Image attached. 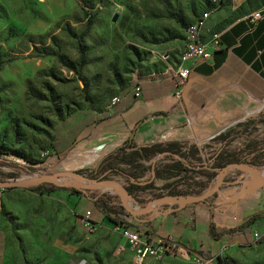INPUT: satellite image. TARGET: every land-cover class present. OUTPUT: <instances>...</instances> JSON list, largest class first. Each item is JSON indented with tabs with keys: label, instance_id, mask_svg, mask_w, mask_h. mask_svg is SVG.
<instances>
[{
	"label": "rangeland",
	"instance_id": "374dc122",
	"mask_svg": "<svg viewBox=\"0 0 264 264\" xmlns=\"http://www.w3.org/2000/svg\"><path fill=\"white\" fill-rule=\"evenodd\" d=\"M237 1L0 0V179L48 178L75 170L85 175V168H65L56 158L73 133L132 94L143 76L163 71L166 64L173 67L187 25L211 18L213 27H222L235 17L231 9ZM263 4L257 0L247 7ZM237 129L245 132L226 151L248 169L264 170V110ZM149 159L140 162L146 166ZM107 179L126 183L119 174ZM32 187L0 189V264H136L132 255L115 253L110 231L99 236L98 221L85 211L90 205L85 197L58 189L59 184ZM192 187L182 182L175 189ZM85 212L97 224L92 231L78 222ZM129 225L143 229L133 220ZM67 245L74 246L68 254ZM193 254L175 251L140 264H193ZM219 257L225 264H264V245L253 243L249 232L238 242L226 240Z\"/></svg>",
	"mask_w": 264,
	"mask_h": 264
},
{
	"label": "crops",
	"instance_id": "0c3cea01",
	"mask_svg": "<svg viewBox=\"0 0 264 264\" xmlns=\"http://www.w3.org/2000/svg\"><path fill=\"white\" fill-rule=\"evenodd\" d=\"M247 1L239 0L233 5L231 10L236 15L222 27L215 28L211 18L205 19L199 29L200 39L206 41L212 33H216L220 48L207 60L197 59L192 64L187 62L190 73L182 85L176 84L169 71L143 76L138 95L135 96L133 91L130 95H123L105 115L80 127L63 151L58 150L57 160L64 161L65 168L89 170L102 156L112 153L126 140L134 144L201 142L205 145L203 151L215 150L219 142L211 141L214 136L262 113L264 4L248 8ZM255 11L260 12V17L253 21L250 15ZM144 167L146 175L148 169ZM231 170L229 168L224 172L218 190L210 195V209L200 201L181 204L170 199L154 200L145 207L149 199L140 200L134 206V201L130 200L133 209L143 212L129 215L125 222L131 223L133 220L143 229L170 236L178 244L179 250L186 247L190 252L202 256L219 253L225 248L226 240L238 242L249 232H264V181L256 177L250 184L248 180L251 177L245 175L243 170L237 174ZM219 172L203 191L218 183ZM170 180L154 178L153 188L149 189L156 192ZM104 192L118 195L115 191ZM85 198L90 203L85 211H90L91 219L98 221V226L91 222L98 227L99 236L110 231L116 244L121 243L115 224L94 206L91 199ZM255 214L262 216L241 230L225 233L216 240L208 235L210 221L214 230L220 232L236 228ZM111 225L113 228L109 227ZM3 247L4 239L0 231V261L3 259ZM124 247L122 253L131 256L132 251L126 244ZM73 249V245L64 248L66 254Z\"/></svg>",
	"mask_w": 264,
	"mask_h": 264
},
{
	"label": "trees",
	"instance_id": "16d2710c",
	"mask_svg": "<svg viewBox=\"0 0 264 264\" xmlns=\"http://www.w3.org/2000/svg\"><path fill=\"white\" fill-rule=\"evenodd\" d=\"M257 0H249L248 3ZM176 18L174 15H172ZM91 23V17L88 15L86 25ZM80 62L83 63V49L78 47ZM262 113H258L255 118L247 119L243 123H237L235 127L229 131L214 136L211 141L219 142V146L212 153L202 152V148L197 146L194 142H185L182 149L178 142H152L146 144H134L126 140L118 145L112 153L102 156L96 165L85 172V175L96 182L104 181L109 175L119 174L126 180V185L123 186L126 193L130 196V200H137L136 193L143 191L147 188H153L154 178H165L170 181L163 184L160 190L152 193L150 199L146 201L145 207L150 206L154 200L163 196H187L198 195L204 191V187L208 185L212 177L218 173L222 167L228 163L235 162L234 155L226 151V146L235 138L244 134V129H236V127L247 125L248 121L257 119ZM247 131V129H245ZM2 152L0 151V155ZM152 159L146 165L148 173L144 172L145 167L140 162L141 160ZM163 161V162H160ZM126 166V167H124ZM82 174L83 171H75ZM202 175L206 177L205 181H195V175ZM140 175L145 177L139 178ZM186 182L188 185L191 183L194 187L188 190L175 189L179 183ZM39 184L32 187L36 189ZM58 189L67 190L69 193L79 194L84 197L90 198L94 206L103 213L105 217L111 220L115 225H125V220L132 214L128 213L125 209V199L119 195H108L102 193L97 194V189L91 187L86 183L79 185H61ZM54 188H49L47 191H52ZM210 198L206 197L201 203L205 204L210 209ZM117 199L116 203L114 200ZM110 214L120 215L121 220L116 217H111ZM260 214L250 216L243 224L236 228L224 229L220 232L214 230L213 223L210 221L208 224V235L212 239H219L223 234L233 232L234 230H241L248 226L253 220L261 217ZM217 264H225L220 257H217Z\"/></svg>",
	"mask_w": 264,
	"mask_h": 264
},
{
	"label": "built area",
	"instance_id": "2783aa9c",
	"mask_svg": "<svg viewBox=\"0 0 264 264\" xmlns=\"http://www.w3.org/2000/svg\"><path fill=\"white\" fill-rule=\"evenodd\" d=\"M259 17V11H255L250 15V18L253 21L259 19ZM202 26L203 19L200 18L185 27L182 37V48L177 56V63H175L173 67L169 64H166L163 70L164 72L169 71L171 73L172 78L175 80L177 85H182L190 73V65L186 64L187 62L192 64L197 59L207 60L216 50L220 48V43L216 33H212L206 41H202L200 39L199 29ZM164 56H166V54ZM140 82L141 80H137L132 87V91L135 96L140 92ZM195 144L197 146H202L204 143L198 142ZM179 145L182 149L184 148V143L181 142ZM203 148L201 151L207 152L203 151ZM210 150H212L210 151L212 153L214 148H211ZM149 192H152V190L149 188L143 191H138L136 193V199H150L151 196ZM101 193H104V190L97 191V194ZM135 201L133 202V206L137 204ZM78 221L85 229L90 231L93 230L94 224L91 222L88 212L81 214L78 218ZM114 226L115 229L118 230L119 238L122 241L121 243H117L115 245V253L123 252L125 248L124 244H126L132 251V257L136 264H140L145 259L159 260L167 256L169 253L175 251H180L186 256L191 254V252L186 249V247H182V250H179L178 244L170 236H162L158 234L157 231L155 232L148 229L139 230L130 226L129 223L123 226ZM251 241L253 243L260 242L264 245V232L260 233L257 231H252ZM223 249L224 248H222L219 253L215 254L214 256H202L192 253L193 264H217V257H219Z\"/></svg>",
	"mask_w": 264,
	"mask_h": 264
},
{
	"label": "water",
	"instance_id": "95a60500",
	"mask_svg": "<svg viewBox=\"0 0 264 264\" xmlns=\"http://www.w3.org/2000/svg\"><path fill=\"white\" fill-rule=\"evenodd\" d=\"M115 16L112 18L114 20ZM236 167L239 168L243 171H246L247 173L250 174L251 179L248 180L250 184H252L254 181L252 179L258 177L261 181H264V170H257V169H248L245 167L243 164L238 163V162H232L226 164L224 167L221 168L219 172V180L218 183L212 187L211 189L204 191L198 195H187V196H163L159 199H156L155 202H160L162 200H173L181 204L185 203H194L198 201H202L206 197L212 195L215 193L220 184L222 183V178L223 174L225 171H227L229 168ZM108 178V177H107ZM105 179L102 182H96L93 179L88 178L86 175H82L80 173H76L75 171H70V172H63L61 175H54L51 177H37V178H32V179H26V180H2L0 179V189L4 188H26L30 186H35L37 184L41 183H49V184H59L61 185H79L82 183H86L90 185L93 188H96L98 190H108V191H115L119 196H122L125 199V209L128 213L133 214V213H139L143 212V210H135L133 209L132 204L130 203V196L126 193L125 189L123 186L116 185V184H111V183H106L108 179ZM152 208V207H150Z\"/></svg>",
	"mask_w": 264,
	"mask_h": 264
}]
</instances>
